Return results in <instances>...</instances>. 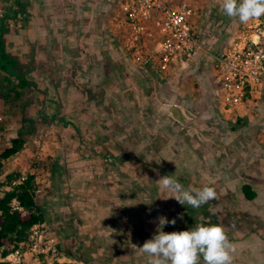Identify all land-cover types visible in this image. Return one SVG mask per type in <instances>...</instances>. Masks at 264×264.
Returning <instances> with one entry per match:
<instances>
[{"label":"crops","instance_id":"1","mask_svg":"<svg viewBox=\"0 0 264 264\" xmlns=\"http://www.w3.org/2000/svg\"><path fill=\"white\" fill-rule=\"evenodd\" d=\"M89 1L27 0L31 13L28 25L24 27L21 22H14L9 17L5 19L10 29L5 36L6 50L12 56L23 60L27 77L37 84L36 68L41 64L38 60L47 61L48 58V61L53 63L47 62L46 70L43 69V75L50 76L48 81L46 79V86L54 89L57 85L61 92L69 91L72 93V100H75L73 95L75 85L72 79L68 78L71 69L68 72L63 67L56 69L53 58L58 56L62 64H70L72 58L67 45H71L75 36L82 39L87 37L80 31L77 33L70 29L73 25L71 15L78 19L74 21L75 29L82 30L88 25L97 32L100 30L102 0H97L99 4H94L95 7H89L92 4ZM6 2L0 0L1 18L4 10L13 6L12 2L7 4ZM79 34L82 36H78ZM57 41L60 42L63 51L60 55H51L50 50ZM42 43L48 55L38 59L37 45ZM122 58L128 63L135 64L131 62L132 58L129 55H123ZM108 70L111 68L107 69V72ZM193 72L192 74H195ZM14 81L18 80L14 78ZM0 86V91L7 90L5 83ZM1 98L0 96V101ZM61 99L62 96H48L44 103L54 106L55 110L51 117L63 119L61 122L65 130H61V136L66 146L59 153L60 166L53 165L48 169V175L50 174L48 186L53 184L54 179L57 180L55 174H58L59 188L57 189L56 183L42 205L47 212L45 222L51 220L53 228L61 236L66 251L63 259L82 261L86 264H148L149 257L142 254L139 247L157 233L158 218L163 216L170 219L169 221L176 220L173 227H170L171 224L165 225L163 231L166 233L189 230L197 224L221 225L235 248L232 264H264V227L258 228L264 221V207H261L264 201L256 187L258 185L264 187V178H245L243 165L242 168L241 166L235 168V175L229 174L226 166V170L223 168V162H228L231 151V147L226 144H229L232 138L236 140L238 137L235 129L228 131L227 134L230 135L225 138H216L222 142L211 151V147L207 148L204 145L205 136L202 129L198 130V122L183 124V120H187L186 107L174 99V103H163L156 112L154 111V114L161 118L160 121L143 123L146 130L151 132L154 128L156 132L152 131L150 135L140 137L141 145L136 150L131 146L134 145L132 140H139L138 138L131 135L128 137L127 133L122 135L113 133L111 129L105 128L106 125L111 127L114 124L111 119L104 121L101 117L89 115L86 118L85 113L82 114L81 120L78 117L80 114L76 119L66 118L62 111H56L61 107ZM55 100H58V103ZM56 104L60 107H56ZM130 105L131 103L126 107ZM161 108L169 110L170 115L165 116ZM57 113L59 115H56ZM150 116L152 115L148 112L146 117ZM225 117L228 118L226 115ZM167 120L171 121L173 132H165ZM232 128H235V125ZM154 141H157V145L153 143ZM75 142V149H70L69 146ZM144 147L148 149L147 152L157 154V168L146 164L143 159L145 152H139ZM205 155L212 157L206 160ZM217 156L220 160L216 168L226 178L222 175L219 178H212L211 175L215 173L214 167L211 166L209 169L206 166L205 162H212ZM199 157H204V160ZM39 172L42 173L41 170ZM31 173L36 175L39 193L42 189L40 185L43 182L40 179L42 176H38L37 171ZM167 175H172L185 189L214 187L217 199L199 208L187 203L181 205L175 198H168L171 193L162 190L157 184L159 179ZM221 177L224 179L219 181ZM244 184H250L257 191L258 196L254 200L246 199L242 190ZM179 220H183L184 224L179 223ZM200 264H204L202 257Z\"/></svg>","mask_w":264,"mask_h":264},{"label":"rangeland","instance_id":"2","mask_svg":"<svg viewBox=\"0 0 264 264\" xmlns=\"http://www.w3.org/2000/svg\"><path fill=\"white\" fill-rule=\"evenodd\" d=\"M124 1H100L103 9L101 10L102 20H100L101 22L99 21L100 30L98 32L93 27H88V25L82 30L81 28H79L80 30L75 29L74 21L76 22L78 19L71 15L73 25L70 29L77 33L80 31L83 36L87 35V37L85 36L86 40L75 36L72 43H70L71 45H67L70 51V58H72L70 64H66L68 68L64 63L62 64V60L58 56H55L53 61H55L56 69L63 67L67 72L71 69L68 78L72 79L75 85L73 93L75 100L71 99L72 93L69 91L61 92V88L57 87V85L54 89L46 86L50 76L46 77L43 73L46 70L47 62L49 64L53 62L48 61V58L47 61L38 60V63L41 64L36 68V72H38L35 77L37 87H33L32 91L28 89L29 94L27 93L26 95L33 98V104L26 109L27 130L32 132L27 134V141L21 152L5 160V173L1 179L5 178V174L16 170L22 171L24 175L31 173V171H37L36 174L38 176L41 175L40 179L43 180L40 183L42 189L37 193L36 197L40 204L45 203L49 191L55 188L56 183L57 189L59 188L60 177H58V174H55L57 180L54 179L53 184L48 186L47 181L50 175H48V169L53 165L60 166L61 155L59 153L66 146L61 136L65 127L63 128L64 125L61 121L47 122L40 118V111L43 115L51 117L55 110L53 105H44L48 96H62L64 100H60L61 107L56 104V107H60L56 111H62L63 113H61L66 118L76 119L77 115L80 114L78 117L81 120L83 118L82 114L85 113L86 118L89 115L90 117H101L104 121L111 119L114 124L111 127L106 125L105 128L107 130L111 129L113 133L116 132L120 135L127 133L128 137L131 135V137L139 139L132 140L134 144L131 146L132 149L140 147V137L144 138L146 135H150L152 131L156 132L154 128L151 132L146 130V126L143 123L160 121L161 118L154 113L163 103L180 102L186 107L187 120H183V124L190 125L192 121L198 122L197 128L198 130L202 129L205 136L204 145L207 148L211 147V151L222 142L216 138H225V136L230 135L227 134L228 131L235 129L238 137L236 140L232 138L229 140V144H226L231 147V151H229L228 162H223V168L226 170L227 167L229 174L235 175V168L237 166L242 168L243 165L245 178H264V91L263 94L253 99L248 105L226 111L215 100L219 96L214 94L215 71L211 68V64L207 65V56L205 55L198 57V62L195 61L187 67H177L164 72H155L139 66L134 62L132 55L129 56L132 58L131 62L135 64L128 63L122 56L126 53L125 42L131 41H129L130 35L118 31L114 23L119 13L120 3ZM90 2L92 4L89 7H95L93 6L94 4H99L97 0H90ZM222 2L223 0H197L199 9L194 17L196 24L194 25L202 27L208 33L211 43H216L218 46L226 45L228 43L226 39L233 37L237 31L242 30L248 23H257L258 20L264 23V15H262L258 19L250 20L247 24H242L238 17H229L222 11ZM204 13L206 16H204ZM88 20L89 18L86 21L88 22ZM205 23L208 25L207 27ZM81 34L78 36H82ZM58 42L53 44L50 50L51 55H60L62 53L61 44ZM37 46L38 59H43L45 55H48L47 49L43 43ZM112 55H115V57H111ZM109 56L110 59H108ZM109 68H111V70H108L110 74L107 72ZM192 72L195 74H192ZM3 75L4 73L0 70V85ZM54 78L60 79L59 77ZM110 83L112 86L109 87L108 84ZM40 91H44L45 94L42 95ZM55 102L58 103V100H55ZM129 103H131L130 107H126ZM9 109L12 112L7 113ZM5 110L7 112L3 114ZM161 111H163L165 116L170 115L169 110L161 108ZM148 112L152 116L146 117ZM0 113L4 116L3 121L6 122L5 127L2 130L0 129V149L3 150L10 145V140L17 136L18 130L22 127L23 112L18 108L12 109L10 104L3 105L0 101ZM110 114L111 116L109 117ZM56 115L59 114L57 113ZM239 118H242L243 121L237 124ZM210 121L212 122L210 123ZM200 123L202 124L200 125ZM233 125H235V128H232ZM164 129L167 133L174 131L170 120H167ZM145 131L149 133L147 132V134ZM153 143L157 145V141ZM75 147L76 142L69 146L70 149H75ZM145 147L139 150V152H145L143 159H145L147 165L157 168V154L155 152H147L148 149ZM218 156L212 162H205L209 169H211V166L214 167L215 173H211L212 178L224 176L216 168V166H219L220 156ZM211 157L205 155L206 160ZM199 158L204 160V157ZM238 162L239 164L237 165ZM209 163L212 164L210 165ZM40 170L42 173L39 172ZM233 178L235 179L236 177ZM223 179L221 177L219 181ZM256 187L260 190L261 198L264 201V187L260 185ZM261 207H264V205H261ZM50 221L48 220L47 223L50 230L58 236L60 256L64 258L66 251L64 250L61 236L53 228L54 224L52 222L51 224ZM263 224L264 221L258 228L264 227ZM40 260L41 264H55L45 257H41ZM23 264H38V262L35 257L28 254Z\"/></svg>","mask_w":264,"mask_h":264},{"label":"built area","instance_id":"3","mask_svg":"<svg viewBox=\"0 0 264 264\" xmlns=\"http://www.w3.org/2000/svg\"><path fill=\"white\" fill-rule=\"evenodd\" d=\"M197 0H125L120 3L115 27L129 34L125 55H132L141 67L164 72L194 63L202 55L214 69L215 100L229 111L248 105L264 91V23H248L228 43H211L208 33L195 26ZM195 24V25H194ZM123 31H122V30ZM215 44V45H214ZM198 62V61H197ZM221 99V102H220ZM4 120L0 113V122ZM14 209H19L15 199ZM59 239L47 222L34 224L29 238L2 260L23 264L26 255L41 257L55 264H86L61 259Z\"/></svg>","mask_w":264,"mask_h":264},{"label":"trees","instance_id":"4","mask_svg":"<svg viewBox=\"0 0 264 264\" xmlns=\"http://www.w3.org/2000/svg\"><path fill=\"white\" fill-rule=\"evenodd\" d=\"M5 1H7L6 4L12 2L13 6L8 10L5 9L2 18L0 17V70L4 73L1 84L5 83L7 89L0 91L1 102L3 105L10 104L12 109L18 108L23 112V125L18 130L17 136L10 140V145L3 150L0 149V264H10L2 259L6 258L21 242L28 240L32 226L45 222L47 214L45 206L38 204L36 199L38 184L35 173L24 175L22 171L16 170L5 174V178L1 179L5 173V160L21 152L27 141V134L32 132L27 130L26 109L33 104V98L26 95L29 94L28 89L32 91L33 87H37V84L27 77V70L23 68V60L12 56L6 50L5 44V36L10 31L5 19L9 17L14 22H21L25 27L30 20L29 4L27 0H3ZM14 78L18 81L15 82ZM40 93L45 94L44 91ZM5 112L7 111H3V114ZM9 112L12 110L9 109L7 113ZM40 118L47 122L63 120L57 116L47 117L41 111ZM242 121L243 119L239 118L237 122ZM5 123V121L0 122L1 130L5 127ZM242 190L247 200H254L258 196L257 191L250 184H244ZM15 199L19 203V209L13 208L12 203ZM170 202L173 203V201ZM182 221L179 220V223L184 224ZM170 227L173 225L171 224Z\"/></svg>","mask_w":264,"mask_h":264},{"label":"clouds","instance_id":"5","mask_svg":"<svg viewBox=\"0 0 264 264\" xmlns=\"http://www.w3.org/2000/svg\"><path fill=\"white\" fill-rule=\"evenodd\" d=\"M221 8L227 16L238 17L242 24H247L264 15V0H223ZM157 184L171 193L168 198H175L181 205L199 208L217 199L214 187L185 189L172 175L162 177ZM158 220L157 233L139 247L149 257L148 264H200L201 257L204 264H232L235 248L223 226L197 224L189 230L166 233L165 225H175L176 220L163 216Z\"/></svg>","mask_w":264,"mask_h":264},{"label":"flooded vegetation","instance_id":"6","mask_svg":"<svg viewBox=\"0 0 264 264\" xmlns=\"http://www.w3.org/2000/svg\"><path fill=\"white\" fill-rule=\"evenodd\" d=\"M256 226L259 225V224H255Z\"/></svg>","mask_w":264,"mask_h":264}]
</instances>
